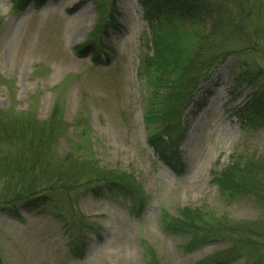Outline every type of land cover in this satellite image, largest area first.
I'll return each instance as SVG.
<instances>
[{
	"label": "rangeland",
	"instance_id": "374dc122",
	"mask_svg": "<svg viewBox=\"0 0 264 264\" xmlns=\"http://www.w3.org/2000/svg\"><path fill=\"white\" fill-rule=\"evenodd\" d=\"M240 1L249 5V31L258 48L242 59L231 55L184 113V161L176 174L148 143L145 114L153 91L139 65L154 50L138 0H47L22 12L14 11L12 0H0V111L30 113L45 122L58 106L69 125L82 116L99 165L131 173L147 197L138 216L121 198L79 197V210L97 231L88 237L82 259L69 255L59 220L0 213V264H144L142 242L156 251L159 264H196L226 244L184 252L186 238L164 231L162 212L177 217L187 207L237 221L261 217L253 200H221L211 177L235 157L264 154V125L242 118L256 91L263 92L264 0ZM112 13L116 22L105 27ZM86 42L101 50L100 62L92 52L78 53ZM244 62L263 73L256 87L238 80ZM69 141L59 142L61 155Z\"/></svg>",
	"mask_w": 264,
	"mask_h": 264
},
{
	"label": "trees",
	"instance_id": "16d2710c",
	"mask_svg": "<svg viewBox=\"0 0 264 264\" xmlns=\"http://www.w3.org/2000/svg\"><path fill=\"white\" fill-rule=\"evenodd\" d=\"M15 12L31 3L44 6L47 0H12ZM151 32L152 57L142 56L139 72L152 89L145 122L148 143L159 160L176 174L181 173L180 145L187 124L184 113L194 103L214 71L235 55L242 59L255 51L254 25L249 5L240 0H138ZM103 22H116L114 13ZM94 34V33H93ZM256 47V48H255ZM78 53H93L100 62L101 50L93 42L77 47ZM256 69V72H255ZM263 77L258 68L243 63L240 83L256 87ZM256 91L243 113L249 124L264 125V86ZM69 138L61 155L62 139ZM212 184L221 200L238 203L253 200L262 215L255 221H237L227 216L183 208L178 216L162 212L164 231L186 238L184 252H193L210 243L226 248L196 264H264V154L240 155L230 164L211 172ZM116 197L130 203L138 216L147 197L128 172L99 165L83 117L69 125L60 107L49 119L39 121L30 113L0 111V213L20 218L23 213L48 215L63 223L68 253L82 259L94 228L79 210V197ZM144 264H159L156 251L142 242ZM0 263L1 260H0Z\"/></svg>",
	"mask_w": 264,
	"mask_h": 264
}]
</instances>
